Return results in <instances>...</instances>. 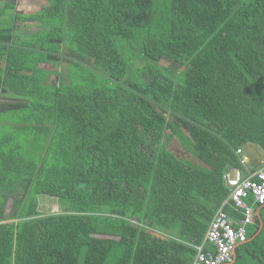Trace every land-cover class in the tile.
Wrapping results in <instances>:
<instances>
[{
    "label": "trees",
    "instance_id": "1",
    "mask_svg": "<svg viewBox=\"0 0 264 264\" xmlns=\"http://www.w3.org/2000/svg\"><path fill=\"white\" fill-rule=\"evenodd\" d=\"M46 2L0 0V264H188L264 150V0ZM259 206L225 264H264Z\"/></svg>",
    "mask_w": 264,
    "mask_h": 264
},
{
    "label": "built area",
    "instance_id": "2",
    "mask_svg": "<svg viewBox=\"0 0 264 264\" xmlns=\"http://www.w3.org/2000/svg\"><path fill=\"white\" fill-rule=\"evenodd\" d=\"M242 148L235 154L241 166L229 167L223 173L228 197L215 210L204 235V241L194 245L195 253L188 264H224L231 262L237 245L247 239V227L254 222L255 206L264 204V160L261 167L251 171ZM233 203L241 210V218H232L224 206ZM210 244V248L206 245Z\"/></svg>",
    "mask_w": 264,
    "mask_h": 264
},
{
    "label": "rangeland",
    "instance_id": "3",
    "mask_svg": "<svg viewBox=\"0 0 264 264\" xmlns=\"http://www.w3.org/2000/svg\"><path fill=\"white\" fill-rule=\"evenodd\" d=\"M18 2H19V5H18L17 9H19L23 12H29V11L37 10L39 8L40 4H46L47 3L46 0H18ZM18 24L22 25L21 22H18ZM29 28H32V27L29 26ZM135 63L137 65H141L142 60H137V61H135ZM46 67L54 70V69H58L59 65H56L55 67H53L52 65L48 64V65H46ZM11 134H12V136L15 137L13 144H15V142L17 140H20L21 142L23 141L24 143H26L27 147H26V145L21 144L22 149H24L28 155H32V148H31V145H29V144H31V142H29L30 140L28 138H24L25 137L24 135H21V134L17 135L16 132H12ZM28 137H30L32 139H36L38 137V135L30 132ZM169 144H170L171 149L174 151L178 148V143L175 141H171ZM242 149H243V155L246 156V154H247L249 156L248 157L249 160L251 159L254 163H256V164H249V165L251 167H257L259 164L258 161L264 155V150L260 147V145H258V144L254 145V143L253 144L247 143L244 146H242ZM192 160H194L195 162L199 161L195 157H192ZM44 196L45 195L39 196V209L43 213L57 212L59 210V206H58L57 202H55L56 200L53 198L52 201L50 202ZM8 204H10V202Z\"/></svg>",
    "mask_w": 264,
    "mask_h": 264
},
{
    "label": "crops",
    "instance_id": "4",
    "mask_svg": "<svg viewBox=\"0 0 264 264\" xmlns=\"http://www.w3.org/2000/svg\"><path fill=\"white\" fill-rule=\"evenodd\" d=\"M245 158H246V161L249 163V164H256V163H254L251 159L249 160V156L246 154V156H244ZM263 160H264V155L262 156V158L258 161L259 162V164H258V166L257 167H261V164H262V162H263ZM257 162V163H258ZM223 176V175H222Z\"/></svg>",
    "mask_w": 264,
    "mask_h": 264
},
{
    "label": "water",
    "instance_id": "5",
    "mask_svg": "<svg viewBox=\"0 0 264 264\" xmlns=\"http://www.w3.org/2000/svg\"><path fill=\"white\" fill-rule=\"evenodd\" d=\"M260 208H261V207L256 208V210H255L256 215H259ZM233 255H234V257H233V259H234L235 256H236V251H235V250H234V252H233Z\"/></svg>",
    "mask_w": 264,
    "mask_h": 264
},
{
    "label": "clouds",
    "instance_id": "6",
    "mask_svg": "<svg viewBox=\"0 0 264 264\" xmlns=\"http://www.w3.org/2000/svg\"><path fill=\"white\" fill-rule=\"evenodd\" d=\"M238 148H240V147H238ZM242 148V147H241ZM237 149V148H236ZM243 150V149H242ZM242 155H243V151H242ZM243 156H245V155H243ZM247 166L248 167H250L251 168V166L249 165V163L247 162ZM254 168H257V167H254ZM260 207V206H259ZM256 210V209H255ZM256 214V213H255ZM233 257H234V255H233ZM225 264V263H224Z\"/></svg>",
    "mask_w": 264,
    "mask_h": 264
}]
</instances>
